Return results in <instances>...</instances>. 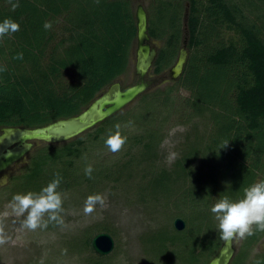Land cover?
Instances as JSON below:
<instances>
[{
	"label": "trees",
	"instance_id": "trees-1",
	"mask_svg": "<svg viewBox=\"0 0 264 264\" xmlns=\"http://www.w3.org/2000/svg\"><path fill=\"white\" fill-rule=\"evenodd\" d=\"M14 2L0 0V21L19 23V31L0 37V127H40L76 115L126 74L136 37L133 0H18L13 9ZM145 9L150 38L162 41L154 74L174 64L187 11L180 77L71 140L39 142L5 189L39 192L59 178L84 199L127 183L147 208L165 213L139 237L142 264H206L224 240L211 207L264 181V0H152ZM229 30L234 36L226 37ZM180 88L188 95L177 97ZM117 123L126 142L103 161L92 160L108 149L105 138ZM178 126L185 132L167 165L162 145ZM174 217L186 221L184 229L174 228ZM252 229L229 264H264V250L247 262L264 236ZM79 231L69 251L87 252L86 264H108L90 240L98 232L116 236L114 229L96 222Z\"/></svg>",
	"mask_w": 264,
	"mask_h": 264
},
{
	"label": "rangeland",
	"instance_id": "rangeland-1",
	"mask_svg": "<svg viewBox=\"0 0 264 264\" xmlns=\"http://www.w3.org/2000/svg\"><path fill=\"white\" fill-rule=\"evenodd\" d=\"M133 2L134 5L138 2H142L144 7L148 8L152 0H133ZM250 17L252 16L250 15ZM183 19L182 17V27L184 29L185 19ZM231 36H234V32L229 30L226 37ZM151 44L154 49L157 50L162 45V41L159 39H151ZM134 49L135 47L133 48L131 61L126 74L118 79L122 87L134 83L137 78L135 73ZM169 68L170 67L164 69L158 74H154L150 70L147 76V78L151 80L148 90L162 88L172 82L169 75ZM179 77H177V79ZM106 89L107 87L103 88L96 97L102 95ZM187 95V90L180 88L177 97H185ZM137 101L138 97L121 111L135 105ZM184 132L185 128L182 126L175 127L169 131L162 145L163 151L168 154L167 157L165 156L167 165L171 163L176 155L173 151L174 147L180 141V136ZM38 144L39 142H35L33 147ZM98 152L99 153H95L96 158H92V160L100 159V161H103V158L109 155L110 150L109 148L101 149ZM28 154L21 161L13 164L8 170L0 174V178H3V181H0V264H86L84 259L88 253H77L75 250L70 252L67 243L77 231L85 226L95 224L96 222H106L116 232V236L111 234L114 239V247L109 254L105 255L109 257L104 261L105 263L142 264L140 259L143 260V256L139 237L143 235L145 231L148 232L153 228L155 229L158 223L163 222L165 213L159 211V209L161 210L159 206L156 207L158 209L154 207H152V209H150V207L147 208L148 206L136 197L133 191L134 187L132 190L129 188V185H126L127 183L122 187L123 189L120 187H107L103 192L97 191L95 193H90H99L105 197L104 204H97L92 213L84 212L87 196L81 199L77 193L67 191L65 185L64 189L59 188L64 207L63 211L60 213L63 222L54 227H49L50 225L48 223L46 228L38 227L35 230L26 228L23 225V220L27 213L18 215L15 212L13 208L14 202L12 200L13 195L10 194L9 190L5 189V187L9 183L10 176L17 174L18 171L26 165ZM150 206H153L152 202ZM47 215L48 214L45 213V220L47 219ZM174 219L175 217L172 218V224ZM242 242V239L234 237L233 246L235 251L232 258L237 253L238 249H240ZM263 250L264 236L251 248L247 262L250 261L255 253L262 252Z\"/></svg>",
	"mask_w": 264,
	"mask_h": 264
},
{
	"label": "water",
	"instance_id": "water-1",
	"mask_svg": "<svg viewBox=\"0 0 264 264\" xmlns=\"http://www.w3.org/2000/svg\"><path fill=\"white\" fill-rule=\"evenodd\" d=\"M186 5L188 6L187 3ZM184 15L186 21L187 11ZM134 19L136 26L135 73L137 76L135 82L122 87L120 81H114L85 109L68 118L33 128L0 127V174L21 161L31 151L35 142L55 144L71 140L121 111L149 89L151 80L147 76L157 50L151 44L148 34V15L142 2L135 5ZM187 40L188 33L184 27L181 46L174 64L169 69L171 81L176 80L183 71L188 56ZM64 188L65 184L61 183L60 189ZM173 226L176 230H182L185 227V221L181 217H176ZM233 244L234 237L230 240L224 239L217 253L206 264H228L235 251ZM90 246L97 255L105 256L112 251L114 239L107 232H98L91 238Z\"/></svg>",
	"mask_w": 264,
	"mask_h": 264
},
{
	"label": "clouds",
	"instance_id": "clouds-1",
	"mask_svg": "<svg viewBox=\"0 0 264 264\" xmlns=\"http://www.w3.org/2000/svg\"><path fill=\"white\" fill-rule=\"evenodd\" d=\"M11 2V0H10ZM11 7H18V0L11 3ZM44 27L50 28L51 23L45 22ZM19 31V23L11 18H4L0 21V37L9 33ZM22 57V54H20ZM3 68H0L2 71ZM114 129H109L105 138V144L112 152H117L126 142L127 137L121 134L120 125H114ZM229 141V140H228ZM226 141L223 146L227 145ZM222 146V147H223ZM85 174L91 176L92 166L85 168ZM3 181V178H0ZM61 179L56 178L43 186L39 192L27 191L13 195V208L18 215L24 217L23 225L28 229L46 228L50 221L62 223L60 213L63 211V200L60 188ZM105 197L102 194H90L86 197L84 212L92 213L97 204L103 205ZM218 221V228L221 236L225 240L233 237L243 239L253 234L252 225H256L257 230L264 231V181L255 182L244 189L243 195L238 199L224 195L219 198L211 207ZM47 213V219L44 215Z\"/></svg>",
	"mask_w": 264,
	"mask_h": 264
}]
</instances>
